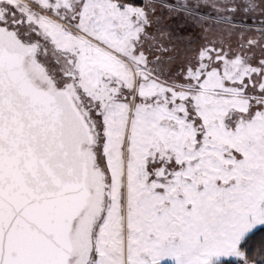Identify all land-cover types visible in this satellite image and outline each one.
I'll return each mask as SVG.
<instances>
[{"label": "snow or ice", "instance_id": "6c2138e0", "mask_svg": "<svg viewBox=\"0 0 264 264\" xmlns=\"http://www.w3.org/2000/svg\"><path fill=\"white\" fill-rule=\"evenodd\" d=\"M0 264H264V0H0Z\"/></svg>", "mask_w": 264, "mask_h": 264}]
</instances>
